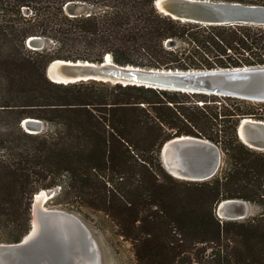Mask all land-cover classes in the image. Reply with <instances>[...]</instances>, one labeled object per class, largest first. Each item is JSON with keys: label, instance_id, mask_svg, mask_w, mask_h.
I'll return each instance as SVG.
<instances>
[{"label": "trees", "instance_id": "1", "mask_svg": "<svg viewBox=\"0 0 264 264\" xmlns=\"http://www.w3.org/2000/svg\"><path fill=\"white\" fill-rule=\"evenodd\" d=\"M31 36L50 46L30 49ZM108 54L120 65L167 70L264 65V26L182 22L155 0H0V242L23 240L35 195L58 188L59 204L104 214L135 264H264V151L237 132L244 118L264 121V103L95 80L59 84L46 74L57 59L98 63ZM27 118L48 129L27 132ZM180 136L221 148L215 177L168 173L161 149ZM224 200L260 211L222 220Z\"/></svg>", "mask_w": 264, "mask_h": 264}, {"label": "water", "instance_id": "2", "mask_svg": "<svg viewBox=\"0 0 264 264\" xmlns=\"http://www.w3.org/2000/svg\"><path fill=\"white\" fill-rule=\"evenodd\" d=\"M155 7L160 13L182 22L264 26V5L218 0H155ZM80 12H83V7L76 11ZM27 46L41 51L47 47V42L43 37L31 36ZM46 74L51 81L59 84L95 80L264 103V65L167 70L120 65L108 54L98 63L57 59L47 66ZM22 126L31 134L44 130V122L35 118L25 119ZM237 132L244 144L264 151V121L244 118ZM161 160L172 176L202 182L218 174L223 152L207 139L180 136L163 145ZM36 195L30 232L20 242H0V264H67L70 252L87 249L94 252V264H103L97 241L83 220L66 210L46 208V202L53 198L51 195L44 202H38ZM247 203L243 200H224L218 204L216 213L222 220H243L248 217Z\"/></svg>", "mask_w": 264, "mask_h": 264}, {"label": "rangeland", "instance_id": "3", "mask_svg": "<svg viewBox=\"0 0 264 264\" xmlns=\"http://www.w3.org/2000/svg\"><path fill=\"white\" fill-rule=\"evenodd\" d=\"M66 8L67 11H69V7ZM88 9L90 8L88 7ZM85 12H89V10H86ZM46 42H47V46H50V42H48L47 40ZM47 129L48 126L44 123L43 131ZM43 191L45 190H42L41 192ZM47 194H48V198L50 195L53 198H51L46 202L45 204L46 208L66 210L71 213H74L77 216H79L83 220V222L88 226L100 248L103 264H135L134 254L132 251L131 244L115 234V230L111 221L104 214L94 212L88 209L85 210L83 209V212L80 213L76 209H73L70 206L59 204L57 198L58 197L57 195L59 194L58 188L54 190H49ZM247 208H248V217L254 216L258 214L260 211L259 206L249 202L247 203Z\"/></svg>", "mask_w": 264, "mask_h": 264}, {"label": "bare ground", "instance_id": "4", "mask_svg": "<svg viewBox=\"0 0 264 264\" xmlns=\"http://www.w3.org/2000/svg\"><path fill=\"white\" fill-rule=\"evenodd\" d=\"M111 61V58L108 57ZM37 196L38 202H44L48 199V194L43 191ZM67 264H94V252L90 249L84 251H72L67 255Z\"/></svg>", "mask_w": 264, "mask_h": 264}]
</instances>
